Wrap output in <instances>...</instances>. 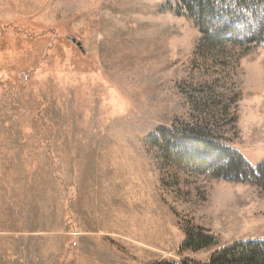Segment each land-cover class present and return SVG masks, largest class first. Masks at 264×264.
Listing matches in <instances>:
<instances>
[{"label":"rangeland","instance_id":"obj_1","mask_svg":"<svg viewBox=\"0 0 264 264\" xmlns=\"http://www.w3.org/2000/svg\"><path fill=\"white\" fill-rule=\"evenodd\" d=\"M168 1L0 0V264L207 263L187 226L264 240L260 189L145 141L187 123L264 163V47L202 55Z\"/></svg>","mask_w":264,"mask_h":264},{"label":"trees","instance_id":"obj_2","mask_svg":"<svg viewBox=\"0 0 264 264\" xmlns=\"http://www.w3.org/2000/svg\"><path fill=\"white\" fill-rule=\"evenodd\" d=\"M168 2L162 7V13L169 7L168 11L176 17L193 20L201 34L197 52L202 55L227 45L245 47V50L264 47V0H177L174 7ZM34 73L30 69L31 75L20 77L28 81ZM145 141L158 148L171 166L199 175L210 174L228 183L256 186L264 194V163L253 168L237 150L197 125L159 127ZM206 249L215 251L204 264H264V240L238 241L223 247L206 229L187 226L180 251ZM171 264L202 263L183 260Z\"/></svg>","mask_w":264,"mask_h":264},{"label":"water","instance_id":"obj_3","mask_svg":"<svg viewBox=\"0 0 264 264\" xmlns=\"http://www.w3.org/2000/svg\"><path fill=\"white\" fill-rule=\"evenodd\" d=\"M72 40V39H71ZM73 42H76L75 40H72ZM77 45H79L80 46V44H77Z\"/></svg>","mask_w":264,"mask_h":264}]
</instances>
